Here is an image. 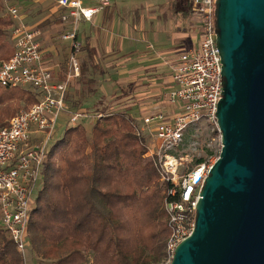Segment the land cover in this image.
<instances>
[{
  "label": "built area",
  "instance_id": "1",
  "mask_svg": "<svg viewBox=\"0 0 264 264\" xmlns=\"http://www.w3.org/2000/svg\"><path fill=\"white\" fill-rule=\"evenodd\" d=\"M10 0H2L7 3ZM84 0H58L60 20H71L70 30L61 40L70 43L67 67L62 79L54 76L46 65L47 53L37 41L38 29L26 27L19 11L9 7L8 13L19 20L12 28V55L0 63V87L34 92L37 102L18 111L0 129V227L7 233L23 260H27V225L34 207V189L41 176L59 116L66 111V95L70 85L81 75L78 59L77 25L90 22L94 15L109 5V0H95L88 7ZM216 0H192L191 11L197 24L196 48L182 53L172 69L174 88L163 95L170 107L142 119V135L147 131L149 144L145 158L159 169L160 181L168 183L164 210L170 234L166 243V260L170 264L176 247L194 229L198 194L216 159L208 160L193 134L200 125L221 133L217 125V106L222 98V64L216 47ZM87 113L70 115L75 125ZM102 114L87 118H102ZM144 136V135H143ZM202 159L200 163L196 160Z\"/></svg>",
  "mask_w": 264,
  "mask_h": 264
},
{
  "label": "trees",
  "instance_id": "2",
  "mask_svg": "<svg viewBox=\"0 0 264 264\" xmlns=\"http://www.w3.org/2000/svg\"><path fill=\"white\" fill-rule=\"evenodd\" d=\"M170 2L174 21L195 19L192 0ZM9 25L0 17V38ZM196 29L192 22L188 33ZM11 55L0 41V60ZM36 102L32 91L0 87V129ZM88 113L103 117L90 119L89 132L78 120L49 146L29 214L27 250L51 264H162L170 234L164 210L169 185L144 157L145 138L127 111L109 108L101 97ZM0 264H23L1 227Z\"/></svg>",
  "mask_w": 264,
  "mask_h": 264
},
{
  "label": "water",
  "instance_id": "3",
  "mask_svg": "<svg viewBox=\"0 0 264 264\" xmlns=\"http://www.w3.org/2000/svg\"><path fill=\"white\" fill-rule=\"evenodd\" d=\"M221 150L170 264H264V0H216Z\"/></svg>",
  "mask_w": 264,
  "mask_h": 264
},
{
  "label": "crops",
  "instance_id": "4",
  "mask_svg": "<svg viewBox=\"0 0 264 264\" xmlns=\"http://www.w3.org/2000/svg\"><path fill=\"white\" fill-rule=\"evenodd\" d=\"M170 1L154 9L147 3L144 8L141 4L126 7L109 0L90 22L78 23L81 75L70 85L66 105L78 104L76 100L82 105L73 112L86 113L83 106H94L101 97L106 98L109 108L127 111L135 123L171 110L163 95L174 88L173 66L182 53L196 48L197 38L188 33L193 19L183 25L174 21ZM83 3L98 6L95 0ZM70 28L71 20L63 23L60 18L53 23L45 20L37 28V41L47 53L46 65L58 79L65 74L70 51V43L61 36ZM117 91L120 97L112 98Z\"/></svg>",
  "mask_w": 264,
  "mask_h": 264
},
{
  "label": "rangeland",
  "instance_id": "5",
  "mask_svg": "<svg viewBox=\"0 0 264 264\" xmlns=\"http://www.w3.org/2000/svg\"><path fill=\"white\" fill-rule=\"evenodd\" d=\"M57 1L58 0H10L6 4L0 2V4L2 5V12L0 13V17L2 20L6 22H10V25L6 29L4 36L0 38V41L4 45L6 46L8 45L11 52L13 51V42L11 41V31L19 20H14L11 17V15L8 13L9 7H15L18 9L19 18L26 27L40 29V25L45 20L51 21L53 23L55 20L60 18L62 12L57 5ZM111 1L112 3L115 4H122V5L124 4V6L126 7H133L141 4L143 8L146 7V3H147L149 5L154 6L155 7L154 9H157V6L166 2V0H111ZM1 61L2 60H0V63ZM107 74L112 75L109 72ZM89 97H92V92L90 93ZM77 101L80 102V100H76V102ZM79 102L78 104L69 103L70 105L68 106L66 105V111L59 116L53 136L49 142L48 147L50 146V144L52 145V143H54L56 140L61 138L64 131L72 125L69 122V118L71 113H75L73 112V110L80 109L78 107H80L82 103ZM83 109L86 110V113H88L89 111L93 110V106L84 105ZM88 116L89 115H87V117ZM87 117L81 120L80 122L82 126L85 128V130L89 132L91 129V120L90 118ZM136 124L139 127L138 129L145 128L142 124V118L139 121H136ZM192 133L197 135L199 146L203 149V155L204 156L206 155L208 157V160L214 162V160L218 158L221 150V141H219L218 133H212L211 129L205 125L198 126L197 128H195V130L192 131ZM143 135L146 141V145L147 143L149 144L150 143L148 139L149 134L147 133V131ZM208 152H211L212 155L208 156ZM146 159L150 160L149 158ZM40 180H41V176L34 189V194L40 187ZM27 260L28 262H30V264H51L46 261L36 259L35 256L32 255V253L30 252V250L28 251L27 254ZM90 263L91 261L89 262V264ZM162 264H169V263L167 260H165Z\"/></svg>",
  "mask_w": 264,
  "mask_h": 264
}]
</instances>
